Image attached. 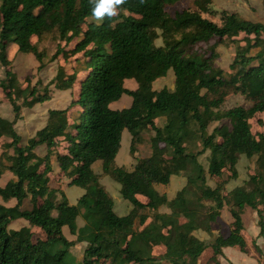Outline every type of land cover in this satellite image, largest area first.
<instances>
[{"label": "trees", "instance_id": "16d2710c", "mask_svg": "<svg viewBox=\"0 0 264 264\" xmlns=\"http://www.w3.org/2000/svg\"><path fill=\"white\" fill-rule=\"evenodd\" d=\"M177 1L122 0L116 15L96 19L95 0H0V88L12 113L11 119L0 117V177L12 175L0 186V264H221L226 248L246 253L241 219L246 208L257 213L258 237L264 241V134L253 133L251 126L264 114V24L223 11L217 23L204 16L211 12L206 0L193 4L201 12L168 14L165 8ZM46 35L64 44L57 45L51 61L80 58L70 69L59 65L46 85L37 81L22 88L7 49L15 45L32 55L40 71L48 57L32 39ZM226 40L233 54L223 70L215 66L216 47ZM169 70L173 89L153 90V82ZM125 80H133L136 88H126ZM75 84L78 97L69 108L78 109L49 110L44 126L22 145L14 128L21 110L48 102L51 86L65 92ZM122 95L131 98L130 105L112 109ZM230 95L250 105L223 109ZM123 131L130 135L134 161L129 171L115 162ZM62 144L64 153L56 151ZM42 146L46 153L39 156L36 149ZM206 153L205 168L198 157ZM52 156L67 186L83 190L74 205L61 189L50 187ZM240 157L250 162L253 174L225 192L238 178ZM97 161L100 174L92 169ZM102 176L119 184L121 197L131 205L126 215L115 214ZM172 176H182L185 183L168 199L155 186L169 184ZM210 178L219 181L210 186ZM25 200L29 209H21ZM10 201L12 206L5 205ZM224 207L231 229L227 236H215L211 213L218 215ZM18 219L27 226L9 228ZM63 227L74 239L64 236ZM196 231L211 237L209 243ZM78 244L83 249L76 260L71 250ZM156 248L165 250L155 254ZM206 250L209 257L201 262Z\"/></svg>", "mask_w": 264, "mask_h": 264}, {"label": "rangeland", "instance_id": "374dc122", "mask_svg": "<svg viewBox=\"0 0 264 264\" xmlns=\"http://www.w3.org/2000/svg\"><path fill=\"white\" fill-rule=\"evenodd\" d=\"M196 1L199 0H178L174 5L167 6L165 8L166 12L170 15H173L174 12L181 10H198L202 11V8H197V5H193ZM202 1V0H200ZM198 4V3H197ZM207 10H210V13L204 15L205 17L210 18L211 20L220 23L219 15L236 13L242 18L252 21L260 22L264 24V3L263 0H206ZM225 13H223V12ZM33 43L38 45V49L43 51L48 59L44 61V66L42 70H38V62L30 54H23L17 51L15 45H9L7 49L8 58L11 60V68L16 78L22 88L26 85L33 86L37 81L41 82V86L46 85L56 74V70L59 65H63L66 69L75 67L74 60L80 58V55H75L69 58L70 62H64L62 57H59L55 61H51L49 58L56 51L57 45L60 44L61 47L64 46L63 43H60L54 35H46L40 41L37 42L36 39H32ZM214 40L210 42L213 44ZM157 44H160L157 41ZM73 44H69L65 47V50L72 49ZM204 48L205 45H202ZM216 51L219 54V58L215 61V66L226 70L233 54V47L230 42L222 41L216 47ZM3 68L0 67V79H3ZM84 73L79 75V79L84 77ZM124 86L128 89H135L136 83L133 80H125ZM174 86V75L172 70H169L165 77L155 80L152 84L153 90H160L163 87L172 90ZM79 92L78 84H75L73 89L70 91L60 92L56 91L53 86L50 87V100L48 102L37 104L31 109H22L21 115L22 118L14 126L15 131L21 137V144L24 145L26 140L34 134V132L44 126L47 112L53 109H69V113L72 110L78 109L77 107L69 108L70 103L77 99ZM20 103V101H19ZM131 103V98L127 95H122L121 98L110 104V107L114 110L122 109L128 107ZM250 102L245 101L239 95H230L225 99L224 104L222 105L223 109H228L234 106H243L248 107ZM0 117L11 119V107L4 96V92L0 88ZM257 119H261L262 124H257ZM158 125H162L164 120L158 119ZM224 122L214 123L208 128V133L211 132L212 128L223 124ZM252 132H261L264 134V114L258 115L253 121H251ZM148 135H146V138ZM129 140L130 135L127 131H123L121 138V147L117 156L115 157V162L119 166H124L128 171L132 169L134 165L133 159L129 155ZM1 141H0V153H1ZM65 145H60L56 148V151L64 153L63 147ZM141 155L145 156L147 154V144H144L140 147ZM37 154L44 156L46 153L45 147H39L36 150ZM206 155L198 157V161L206 168L207 160ZM52 171L49 174L50 177V187L61 189L65 196L67 197L70 204H76L77 199L83 194V190L76 186H67V180L61 179L62 173L59 170V165L55 161L54 156L51 158ZM92 169L94 173L99 174L101 172V162L97 161L93 164ZM238 178L236 180L230 181L225 186V192L230 191L232 188L241 185L244 181L248 180V177L253 174V167L250 165L244 157H240L237 164ZM11 173H7L0 177V186H3L5 182L11 177ZM100 180L101 184L111 195L114 202V212L117 216H124L128 213L131 205L124 200L120 193V186L117 182L112 180L108 176H102ZM208 177V176H207ZM219 181L217 178L208 179V184L214 186V182ZM185 183V179L182 176H172L170 182L167 185H156L155 188L159 194H165L168 199H172L176 192L180 190ZM0 202H2L0 198ZM9 206V205H8ZM30 204L27 200L23 201L21 209H29ZM264 215V212H263ZM241 219L243 222L244 229L242 231V236L246 242V253H241L237 248H226L223 250V256L219 257V262L221 264H264V241L262 238L258 237L259 228L257 226L258 216L255 211L251 209H244L241 214ZM183 221V220H182ZM232 218L227 210V207H224L218 215L211 213V229L213 234L227 236L231 229ZM84 224L81 217H77L76 225L81 227ZM22 226H27V222L23 219L15 220L10 224L9 228L18 229ZM62 232L67 239H74L73 236L69 235L67 227H63ZM198 239L204 240L206 243H209L211 237L206 233L201 231H196L193 233ZM260 250V254H257L255 248ZM83 246L78 244L72 250L71 254L75 257L76 260H79L82 255ZM164 248H156L154 250L155 254L162 253ZM209 250H206L201 262H206L208 259Z\"/></svg>", "mask_w": 264, "mask_h": 264}, {"label": "clouds", "instance_id": "9594fccd", "mask_svg": "<svg viewBox=\"0 0 264 264\" xmlns=\"http://www.w3.org/2000/svg\"><path fill=\"white\" fill-rule=\"evenodd\" d=\"M122 0H95L94 7L92 8V16L96 19H102L105 15L112 17L118 11V5Z\"/></svg>", "mask_w": 264, "mask_h": 264}, {"label": "crops", "instance_id": "0c3cea01", "mask_svg": "<svg viewBox=\"0 0 264 264\" xmlns=\"http://www.w3.org/2000/svg\"><path fill=\"white\" fill-rule=\"evenodd\" d=\"M121 109V108H120ZM37 150V149H36ZM40 156V155H39ZM118 165V164H117ZM101 173V172H100ZM99 173V174H100ZM1 203V202H0ZM14 204V202L13 201H10L8 204H5V205H10V206H12Z\"/></svg>", "mask_w": 264, "mask_h": 264}]
</instances>
